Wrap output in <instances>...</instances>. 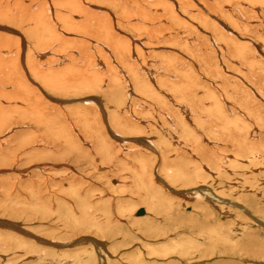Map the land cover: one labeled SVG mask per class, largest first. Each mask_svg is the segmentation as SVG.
I'll use <instances>...</instances> for the list:
<instances>
[{"label":"bare ground","instance_id":"bare-ground-1","mask_svg":"<svg viewBox=\"0 0 264 264\" xmlns=\"http://www.w3.org/2000/svg\"><path fill=\"white\" fill-rule=\"evenodd\" d=\"M237 3L241 12L258 16L261 15L259 6L261 9L264 6V0H237ZM226 4L225 0H0V255L3 259L15 257L13 261L19 260L16 264L34 261L38 264H70L68 254H64L67 247L80 246L83 250L86 246L92 247V255L93 248L103 250L102 240L96 241L89 235L54 240V236L35 233L36 228L31 231L34 227L29 230L30 226L24 223L31 222L33 219L29 214L35 215V212L41 213V219L62 220L59 221L61 227L57 228H65L63 222L74 227L80 219H86L82 221L101 229L102 222L93 214L97 202L92 203L95 197L87 200L89 190H83V183L93 185L104 175L109 183L111 170L119 178L115 176L117 179L108 187H119L121 194L127 192L122 185L129 174H133L147 193L151 190L157 194L161 178L162 182L168 179L170 185L182 183L200 187L193 192V198L199 197L197 203H203L199 207L205 212L206 220L213 214L205 201L206 196L218 201L212 187L218 185L221 192L227 191L228 187L234 191L231 180H243L242 187L249 186L244 191H249L255 181L263 183L260 187H264V164L253 161L261 156L253 147L254 138L264 125V109L255 113L248 123L244 118L249 120L250 113H234L235 107L229 111L227 96L219 94L225 90L210 87L215 83L216 73L207 70L209 65L204 72L210 77L215 74L214 79L202 74L203 70L197 71V63L192 59L195 54L187 56L183 54L186 51L179 53L176 50L180 42L173 43L174 48L161 47L159 64L146 59L153 37L158 33H171L177 24L181 25L178 31L183 33V27L201 31L189 19L190 15H195L207 31L192 30L203 48L208 49L206 53L217 57H214L218 62H213L217 63L214 71L221 69L218 57L221 54L227 55L226 60H235L242 68L244 62L252 68L258 63V71L254 68L249 74L250 83L257 81V77H264V44L259 46L245 33L236 34L237 19L230 14ZM223 12L227 15H222ZM244 29L248 35L252 31L247 27ZM261 29L264 30V26ZM129 31H135L136 36ZM191 39H183L185 47H190L187 44ZM259 40L264 42V37L260 36ZM195 53L197 60L202 54L198 49ZM176 55L185 57L183 64L178 61L188 65L192 86L190 80L184 79L188 78L186 74L181 83L171 80L168 87L165 82L162 73L177 64ZM231 65L230 68L237 67ZM154 66L162 73L155 75ZM196 80L197 84L209 83L207 93L201 95L195 90L193 83ZM194 94L201 95L196 100L207 101L204 108L200 109L194 103ZM157 165V175L161 174V177L154 174ZM31 167L32 176L27 177ZM146 178L148 183L144 184ZM260 187L255 186L257 190ZM145 195L149 196V193ZM100 196L97 201L112 207L110 203L114 197L106 196L111 199L107 202ZM179 197L183 198L182 195ZM155 198L144 201L155 207ZM158 201L165 203L164 199ZM131 207L132 212L137 208ZM105 208L103 212L108 208L111 210ZM150 208L142 209L149 214ZM92 210L95 212L91 213ZM206 225L208 223L202 227ZM76 260L78 264L83 262L79 257Z\"/></svg>","mask_w":264,"mask_h":264},{"label":"rangeland","instance_id":"rangeland-1","mask_svg":"<svg viewBox=\"0 0 264 264\" xmlns=\"http://www.w3.org/2000/svg\"><path fill=\"white\" fill-rule=\"evenodd\" d=\"M225 1L227 3L226 5L230 8V11H229L230 14H233L234 17L237 19L238 25L236 27V30H237L236 34L241 35V34L245 33V35L248 36L251 39V41H256L259 44V46L263 45L264 42L260 41L259 37L260 36L264 37V30L261 29L264 26V25L261 26V21L264 20V6L262 9H261V6H259V14L261 12V15L258 16L256 14L249 13V12L248 13L247 12H241L242 9L239 6V4L237 3V0L236 1L235 0H228L229 2L227 0H225ZM238 11H240V12H238ZM237 13L239 14V16L237 15ZM249 14H251V15H249ZM222 15H227V12H223ZM240 15H241V17H240ZM189 19L191 20L192 23H194L195 25H198L201 28L202 32L207 31L204 28V26L201 25V23H200L201 20L198 19V17H196L195 15H190ZM248 19H250V20H248ZM254 19H256V20H254ZM254 23H255V25H254ZM263 23H264V21H263ZM227 24L228 23L225 22V25H227ZM177 25L178 26H173L174 27L173 32H171V33L168 32L166 34H162V33L159 34L158 33L157 36L153 37V42H152V45L149 47L150 50H149V53H147L148 56L146 57V59L149 62L157 61V63L159 64V62H160L159 57H158L159 52L162 49L171 48V46L177 45L180 42V44L177 45V48L178 47L179 48L182 47V48H180V49L176 48V50L179 53H180V51H181V53L186 51V53H183V54H185L187 56H189V55L191 56V53L193 54V56L195 54V56L192 57V59L197 63V71H198V69L200 71L203 70L202 74H204L206 77H210V74H208L207 72H204V71H206L204 68L205 67L208 68L206 65H209V68L207 70L211 71L212 73H216V76H214L215 74H213L210 77V79L213 76L215 78V79L212 78V79H214L213 82H215V83L213 85H211L210 87H212V89L225 90V91L219 92V94L225 93L224 97L225 96L228 97V98L226 97V99L229 101V105L232 108L231 109V108H229V106L228 107L226 106L229 111L237 109L236 112L234 111V113H240V114H246V113L249 114L250 113L251 116H250L249 120H248V118L245 117V115H242L245 117L244 119L246 120L245 122H247V123L250 122L251 119L254 118V116H256V114L259 112V110L263 111V109H264V77H257V81L252 80V81H254V83H250L251 72L254 70V68L257 69V71H258L259 64L258 63L254 64V67L252 68L247 62H244L245 65L243 64V68H242V67H239L238 62H236L235 60H232L231 58L229 60H226L225 57H227V55L224 56V55L220 54L221 56L220 55L218 56L220 58V63L221 64L224 63V64L223 65L220 64L221 69L218 72H216L214 70H216L215 65L218 63L217 59H216L217 57L212 53L207 54L208 49H204L202 42L199 41L197 39V37H195L193 30L198 31V29H193L190 27H183V28H185V29H183V31H184V33H183L181 30L178 31V29L181 25L180 24H177ZM246 27L248 28V30H250V29L252 30V31H250L251 33L249 32V35L246 33V29H244ZM228 28H229V31L231 32V28H230L229 24H228ZM123 31H127V30H123ZM201 31H198V32H201ZM129 32L133 37L136 36L135 31H129ZM160 35H162V36H160ZM189 36L192 39L189 40V42H188L189 44H187V46H190L188 48V47H185V45H184L185 40H183V39H185V38L190 39ZM157 38H159V39H157ZM169 39H171V40H169ZM175 39L176 40L178 39L177 40L178 43L176 42ZM162 40L164 42H162ZM192 40H194L196 42H194ZM158 41H160L161 43ZM169 43H170V47H168ZM193 43L195 46L193 45ZM193 46L195 48H193ZM161 47H162V49H161ZM173 48H174V46H173ZM261 48H263V47H261ZM153 49H155V51ZM196 49H198V53L200 52V54H202L199 58H197V60H196L197 54L195 53ZM187 50H189V52H187ZM190 50L192 52H190ZM263 50H264V48H263ZM150 51H152V52H150ZM155 52H158V55L155 54ZM153 55H155V57H153ZM212 55H214V56H212ZM208 57H210L211 59ZM214 57H216V58H214ZM156 58H158V59H156ZM184 58L185 57L182 55H176V60L177 61L180 60V62L182 64L184 63ZM206 58H208V61L211 62V64H209V63L206 64L208 62ZM221 59L223 61L224 60L225 61L223 62ZM227 59H228V57H227ZM189 61H191V59ZM214 61H216L217 63L215 62L216 64H214L213 63ZM232 61L235 62V63H233V65H235L234 67L237 66L236 68L232 67L233 66V65H231ZM178 62H177V64H174L171 67L172 69L169 67L168 68L169 70L167 73L166 72L162 73V71L160 69L158 70V68H156V66H154L153 72L155 75H159L162 73L164 75V79H165V82L167 83L168 87H170L169 85H170L171 80H173V82H176V83H181L183 80L182 76L185 74L188 75V78H184V79L190 80V83H191V78H190V74L188 71V65L187 64L182 65L180 62L179 63ZM200 62H202V63L200 64ZM225 64H226V67L224 66ZM229 65H231L232 68H230ZM227 67L229 68V70ZM250 67H251V69H250ZM155 68H156V70H155ZM230 69L234 73H231L232 71ZM244 69H246V70H244ZM221 70L224 71V74H222L223 71H221ZM237 70H239L241 73L236 72ZM225 72H226V75H225ZM242 72H244V73L246 72V73L244 74ZM172 73H174V74L172 75ZM218 74H220V75L222 74L223 76L222 75L221 76L222 77L225 76L226 78L225 77L222 78L221 76L219 77ZM239 75H241V76H239ZM217 78H220V79H217ZM230 78L232 80H230ZM197 82L198 81L196 80V82L193 83L195 90H197L198 92H201L202 93L201 95H204L205 93H207L209 83H207V82L203 83L202 82L200 84H197ZM223 83L226 86H224ZM240 85H241V87H239ZM191 86H192V83H191ZM228 88L230 89L229 92L227 91ZM250 88H253L254 90L251 89L252 92L251 91L249 92ZM239 92H241V93H239ZM201 95H195L194 94V97H195L194 103H197L198 104L197 106L200 109L204 108L206 106L205 104H207V101H205V100H201V101L196 100V99H200L199 97ZM258 96H260L262 98H260ZM231 98H232V100H231ZM248 98H250V99H248ZM135 100L136 99L133 98L134 102H135ZM246 101L248 102V104ZM129 104H131L130 100H129ZM238 106H239V108H238ZM234 107H235V109H234ZM242 107H243V109H242ZM241 109L243 111H241ZM263 120H264V117H263ZM128 128H131V127H127L126 129H128ZM254 139L256 142H255L253 148H255L256 152H259V154L261 156L259 159H255L253 161H255L256 163L264 164V152H263L264 151L263 150L264 149V125L262 126V131L260 129L259 134ZM257 143H258V145H257ZM257 148H259L261 152ZM228 153L231 154L230 151ZM243 153L246 154V152H243ZM243 153H241L242 156H244ZM170 156H173V154H171ZM215 167L219 168V166H215ZM237 168H239V167H237ZM157 170H158V165L155 166V168H154V174H156V175L158 173ZM238 170L242 171L241 169H238ZM111 171L109 172V174L111 176V178L109 177L110 179L108 180L109 183L106 182L107 177H105V175L102 176L101 178H99L98 180H96L93 185L83 183V190H85L86 188H88V190H89L88 196L90 195L89 196L90 198L86 196L87 200H91V197H92V199H94L93 197H95V199H94V201H92V203L95 204L97 202L95 204V207H94V210H96V212L94 210H92L91 213L95 212L93 214L95 216L99 217L98 219H100V221L102 222L101 229L98 227H97V229H95L96 227L94 228V226H92V225L90 226V224H88L87 222L86 223L83 222V221H86V219L85 220L80 219V222H78L79 224L77 223L76 226H74V227H71V225L63 222V224L65 225V228H57V227H61V224L59 221H62V220H59V221L55 220L54 221L52 218H51V220H46V218L41 219V217L39 216L41 213H35V212H34V214L37 216L29 214L30 215L29 217H31L33 219V220H31V222L27 221L26 223H24L22 220H19L20 223L22 224V222H23L24 224L27 225V227L30 226L28 228L29 230H31L30 229L31 227H34L31 231L35 230V228H36L37 230L35 231V233L39 234L40 236H46V237L54 236L53 237L54 240L56 238H58V239L60 238V241H65L61 238L71 237L72 239H75L81 235H87V236L89 235L90 237L95 238L96 241L98 239L102 240V242L104 243V245L102 246L103 250H100V249L94 250L95 248H93V252H94L93 255L90 253V249L92 247H88V246H86L84 250H83L84 247L82 248L80 246L67 247V249L63 248L66 250L65 251L66 253H64V254H68L69 260L67 259V261L70 264H78V262L76 260L78 257L81 260H83V262L90 261V262H92V264H99L100 260H104L103 264H264V187L263 188L260 187L261 184L263 186V183H259V182L255 181L257 183L254 182L250 186L249 191H244V188L248 189L249 186H245L243 188L242 187L243 186V180L235 181V182L233 180H231L229 182L233 184V186H232L233 188L235 187L234 191H233V189H231V191L234 193H231L230 187H228L227 191H222V192L219 191V189H221V188H219L218 185L216 187H212L211 189L213 191H215L218 195V197H217L218 201L214 200L215 197L210 198L211 196L210 197L208 195L206 196L205 201L207 203H209V205H210L209 209L211 211L213 210V214H209L210 216L209 215L207 216L209 219L207 218V220H206V216L204 214L205 212H203L202 209H200L201 207H199L203 203H197L199 197L197 199L193 198L194 193L200 187H198L196 185H189V184H187L185 186L182 183H174V185H173V183H171V185H170L169 182H167L168 179L166 181L163 180V182H162V178H161L158 180L161 184H160V190L158 191V189H157L158 192L156 191L157 194H154V193H152L151 190H149L150 191V192L148 191L149 196H147V195H145V194H148L146 192L145 188H143V186L138 183V180L135 177H133V174H132V176L129 174L128 177H124V180H126L127 183L125 182L122 185V188L126 189L127 192H125V194H121L122 190L120 191L119 187L118 188L115 187L114 189H111L110 187H108L110 184L111 185L113 184L111 182L114 181L116 178L115 176L118 175V174L111 173ZM29 172L30 173L27 174V177L32 176L33 168L30 169ZM158 175L160 177L162 176L161 174H158ZM229 176L231 177V176H233V174H229ZM239 177H241V176H239ZM263 177H264V175H263ZM240 179H242V178H240ZM144 180L146 181L144 184H147L148 179L146 178ZM131 181H133V182H131ZM237 185H238V187H237ZM165 186H167L168 188H165ZM255 186L260 187L261 189L259 188V190H257L258 188H255ZM100 191H102V194H104V195L101 194V196H100L99 195ZM209 191H211V190H209ZM107 192H109V193H107ZM161 192H163V193L160 194ZM174 192H176V193H174ZM219 192H220V194H219ZM164 193H165V195H167L166 198L164 197L165 196ZM93 194L96 196H94ZM108 194H109V196H108ZM241 194H243V195H241ZM173 195H176V196H173ZM179 195L180 196L182 195V197H183V198H181L182 200L180 199ZM220 195H224V197L223 196L221 197ZM97 196L98 197L100 196L101 198L102 197L106 198V196L109 198L111 196L114 197L115 200L113 199L111 201V203L109 202L112 205V207L106 205V203H100V201H97V198H98ZM122 196H125V197H122ZM143 196H145V197H143ZM219 196L221 197V200L224 199V201L222 203H221ZM151 197H153V198L157 197V198H155L156 203H154L155 199H153V203H154L153 205L155 207L149 205V202H145L147 200V198L149 200V198H151ZM230 197H232V198H230ZM143 198H145V199H143ZM119 199L121 200L120 203L114 204ZM163 199H164L165 203H162V201H161L162 204H160V202L158 200H163ZM107 200L110 201L111 199L106 198L104 201H107ZM230 200H232V201H230ZM168 201H170V202H168ZM225 201H227V202H225ZM166 202H168V203L166 204ZM233 202H235V203H233ZM146 204H148V205H146ZM235 204H237V205H235ZM102 205L103 206L105 205L106 208L103 207ZM131 206L137 207L135 209V211H133V212L131 211V208H132ZM146 206H148L149 208L151 207L150 211H147L149 214H147L145 212V210H144L143 214H141V215L135 214L137 209H139V208L146 209ZM240 206H242V208L246 211L245 213H244L242 208H238ZM102 207L105 209L110 207L111 210H109V208H108L107 209L108 211L106 210L105 211L106 213H105V212H103ZM41 210L43 213L44 212L43 209H40V212H41ZM108 212L109 213L111 212L110 213L111 218L108 217V215H109ZM240 215H241V217H240ZM90 216H92V215H90ZM141 216H143V217H141ZM109 219H110V221H109ZM104 221L107 225L104 223ZM260 221H262L263 223ZM107 222H109V223H107ZM199 222H202V223H199ZM204 223H208V225L202 227V224H204ZM89 227H91V228L89 229ZM235 227H237V228H235ZM96 230H97V232H96ZM101 232H103V234H101ZM73 248H78V250H74ZM83 252H85V255L83 254ZM3 257H4L3 255H0V264H3V263H5V264H16L19 262L18 259H17L18 262L12 260L15 257H6L4 259H3ZM71 257H73V258H71ZM70 259H71V261H70ZM11 260H12V262H11ZM83 262H81L80 264H82ZM31 264H38V263H36V261H34Z\"/></svg>","mask_w":264,"mask_h":264},{"label":"water","instance_id":"water-1","mask_svg":"<svg viewBox=\"0 0 264 264\" xmlns=\"http://www.w3.org/2000/svg\"><path fill=\"white\" fill-rule=\"evenodd\" d=\"M140 213H143V209H142V208H139V209H137V211H136V214H137V215H139Z\"/></svg>","mask_w":264,"mask_h":264}]
</instances>
